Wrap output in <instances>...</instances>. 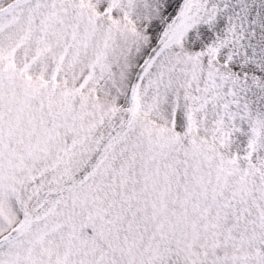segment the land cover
<instances>
[{
  "label": "snow or ice",
  "instance_id": "1",
  "mask_svg": "<svg viewBox=\"0 0 264 264\" xmlns=\"http://www.w3.org/2000/svg\"><path fill=\"white\" fill-rule=\"evenodd\" d=\"M0 264H264V0H0Z\"/></svg>",
  "mask_w": 264,
  "mask_h": 264
}]
</instances>
